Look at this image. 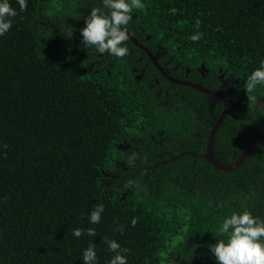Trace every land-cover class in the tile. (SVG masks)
Segmentation results:
<instances>
[{
  "label": "trees",
  "instance_id": "16d2710c",
  "mask_svg": "<svg viewBox=\"0 0 264 264\" xmlns=\"http://www.w3.org/2000/svg\"><path fill=\"white\" fill-rule=\"evenodd\" d=\"M142 2L129 22L134 38L182 68L204 66L211 89L218 75L233 79L213 152L235 162L264 133V85L244 91L264 60V0ZM10 3L17 16L0 37V264H83L90 243L98 264H109L106 239L129 250L128 264H217L209 246L224 238L223 218H264V145L230 172L188 154L206 150L223 104L200 92L197 107L160 105L130 71L145 54L130 38L109 73L90 72L94 52L73 49L102 0H27L23 12ZM196 20L203 35L193 42ZM148 74L160 77L154 66ZM97 204L105 210L90 224ZM75 228L96 235L76 238Z\"/></svg>",
  "mask_w": 264,
  "mask_h": 264
},
{
  "label": "clouds",
  "instance_id": "9594fccd",
  "mask_svg": "<svg viewBox=\"0 0 264 264\" xmlns=\"http://www.w3.org/2000/svg\"><path fill=\"white\" fill-rule=\"evenodd\" d=\"M19 10L27 8V0H16ZM142 0H102V7L92 6L85 18V26L81 28V44L85 48L94 47L97 53L122 58L129 49L124 42L129 39V22L133 18L134 9H142ZM107 10V11H105ZM17 11L11 6L10 0H0V37L12 28ZM194 27L197 31L190 39L198 41L203 33L199 30L200 21L196 20ZM71 35V34H70ZM257 85H264V60L253 70L244 83V91L250 96ZM131 183V182H129ZM104 205L97 204L89 215L90 224H98L104 212ZM133 218L132 224L135 225ZM123 231V229H120ZM83 234L95 236L96 230L75 228L72 235L76 238ZM216 243L209 246L217 264H264V218L254 216L251 211L233 212L223 218L217 229ZM108 250L114 255L109 264H128V249L122 247L115 239H106ZM83 264H98L96 246L89 244L82 252Z\"/></svg>",
  "mask_w": 264,
  "mask_h": 264
},
{
  "label": "flooded vegetation",
  "instance_id": "af4514ba",
  "mask_svg": "<svg viewBox=\"0 0 264 264\" xmlns=\"http://www.w3.org/2000/svg\"><path fill=\"white\" fill-rule=\"evenodd\" d=\"M77 39L82 40L81 38H77ZM135 39L137 43L135 44L133 41L132 42L136 47L141 49L142 53L144 52L145 54L144 55L141 54L139 57L133 58V60L130 61L129 63L131 68L130 71L134 74V76L138 81H141L143 83H145L146 81L150 83V87L155 90L154 99L156 102H158L160 105H164L168 107H171L173 102L183 103L185 101L188 102L189 107H197L199 105H202L203 100H202V96L199 95L200 91L191 86L184 84L185 83L197 84V85H202L203 87H206L208 89H211V87L214 85L207 84L206 82V78L207 76H209V70H207L204 66L195 69L188 67L182 68L180 64L173 62L172 57L166 56V52L163 50V48L159 47L157 52L154 54V52L149 47L139 42L137 38ZM147 39H149V37ZM69 40L70 38H67L65 42L68 43ZM85 49L94 52V54H89L90 60L88 58L86 61L88 70H90V72L94 71L95 73L99 71L109 73V66H112L111 55H108L107 53L104 54L97 53L94 47L91 48L90 46L88 48H85L84 46H82V44H78L74 46L73 53H78V51H80V54L83 55V51ZM133 52H134L133 50L130 51L131 54H133ZM153 61H155L160 66L161 70L164 71V74L161 72V70ZM150 66H154L156 68L157 72L160 74L159 75L160 77H155V78L152 77L149 80L145 79L146 76L149 75L148 70ZM216 78L220 83L219 87L217 89L214 88L211 90L220 91L227 98L225 93H227V90L230 88V86H232L233 79H231L230 77L226 78L224 74L218 75ZM176 81H179L182 84L177 83ZM179 86L186 87L188 88V90H180ZM173 94H178V95L173 96ZM216 99L223 104V102L220 99L218 98ZM259 104L260 107L264 109V97L259 100ZM229 106H230V102H229ZM223 108H224V104H223Z\"/></svg>",
  "mask_w": 264,
  "mask_h": 264
},
{
  "label": "water",
  "instance_id": "95a60500",
  "mask_svg": "<svg viewBox=\"0 0 264 264\" xmlns=\"http://www.w3.org/2000/svg\"><path fill=\"white\" fill-rule=\"evenodd\" d=\"M129 38L136 44L137 41L136 39L130 34ZM158 68L161 70L160 66L153 61ZM161 72L164 74V71L161 70ZM177 83L182 84L179 81H176ZM184 85H188L191 86L197 90H199L200 92L218 98L220 99L223 104H224V108L223 111L220 115V117L218 118V120L216 121V123L214 124L209 137H208V141H207V146H206V150L200 154H194V153H188L191 155H195V156H202L203 158H205L214 168L221 170V171H225V172H230V171H234L236 169H238L243 162L245 161V159L248 157V155L253 152L254 150L260 148L261 146L264 145V133L263 135H261L259 138H257L255 141L251 142L250 144H248L241 152V154L238 156V158L235 160V162L231 163V164H224L221 163L215 156L214 152H213V146H214V139H215V135L218 131V129L220 128V126L222 125L228 111H229V101L228 99L220 92V91H214L211 89H208L206 87H203L202 85H197V84H187L185 83Z\"/></svg>",
  "mask_w": 264,
  "mask_h": 264
}]
</instances>
